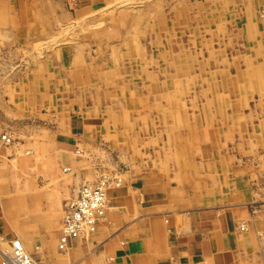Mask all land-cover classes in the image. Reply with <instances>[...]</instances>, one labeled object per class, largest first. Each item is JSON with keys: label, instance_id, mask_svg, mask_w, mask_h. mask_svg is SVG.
<instances>
[{"label": "rangeland", "instance_id": "obj_1", "mask_svg": "<svg viewBox=\"0 0 264 264\" xmlns=\"http://www.w3.org/2000/svg\"><path fill=\"white\" fill-rule=\"evenodd\" d=\"M262 9L257 0H107L78 12L69 0H44L15 14L0 28V126L13 137L0 168L22 202L9 206L17 236L0 237V248L17 238L37 264H54L52 252L68 264L69 250L51 231L45 248L40 232L51 220L60 229L70 196L42 211L39 183L50 170L48 134L69 114L85 120L79 187L153 169L173 197L214 185L221 206L244 202L242 192L264 215ZM74 171L60 166V181ZM254 255L264 261L261 249Z\"/></svg>", "mask_w": 264, "mask_h": 264}, {"label": "crops", "instance_id": "obj_2", "mask_svg": "<svg viewBox=\"0 0 264 264\" xmlns=\"http://www.w3.org/2000/svg\"><path fill=\"white\" fill-rule=\"evenodd\" d=\"M106 2L69 0L78 12L101 8ZM35 3L44 4V0H0V28L11 27L14 15L27 14L28 6ZM257 3L263 6L257 27L264 32V0ZM49 126L53 127L51 123ZM84 130L85 120L78 114H69L62 125L50 130L49 155L42 160L50 165V170L43 172L46 175L40 176L39 183L42 211L43 205H58L60 209L68 196L71 199L76 195L88 175L87 161L76 154ZM8 150L11 149L3 153L9 160L13 151L9 155ZM62 165L75 169L66 183L60 181ZM3 174L0 168V205L4 213L1 210L0 237L6 239L17 236L9 206L22 201L13 193L14 188L1 184ZM155 174L153 169H135L127 172L120 185L108 188L104 219L91 235L70 242L68 264H264L254 255L257 248L264 253V240L260 237L264 215L252 209L253 201L240 192L237 199L244 202L221 206L222 195L212 191L214 185L206 184H192L193 192L183 198L173 197L170 188L163 184L164 177ZM210 194H217L218 199H206ZM62 215L63 210L61 219ZM240 223L245 224V230L239 229ZM51 224L49 227L55 228L54 220ZM50 228L44 234L40 232V236H45V248H52L47 231L52 232V240L59 235L60 229L54 232ZM21 235L30 239L35 234L27 230ZM5 251L0 248V257ZM51 259L56 264L53 252Z\"/></svg>", "mask_w": 264, "mask_h": 264}, {"label": "built area", "instance_id": "obj_3", "mask_svg": "<svg viewBox=\"0 0 264 264\" xmlns=\"http://www.w3.org/2000/svg\"><path fill=\"white\" fill-rule=\"evenodd\" d=\"M12 142L13 137L10 131L0 126V158L1 151L10 146ZM108 188L106 180L95 184L85 183L65 204L57 237V246L60 250H66L72 240L88 236L96 230L98 224L104 219ZM244 227L242 226V229ZM8 244L9 248L3 253L0 264H37L24 249L20 239H12Z\"/></svg>", "mask_w": 264, "mask_h": 264}, {"label": "bare ground", "instance_id": "obj_4", "mask_svg": "<svg viewBox=\"0 0 264 264\" xmlns=\"http://www.w3.org/2000/svg\"><path fill=\"white\" fill-rule=\"evenodd\" d=\"M66 169H67V168H66ZM242 226H244V225L241 224V226H240L241 229H242ZM263 229H264V228H263ZM262 234H263V232H262ZM22 245H23V244H22ZM23 247H24V246H23ZM24 249H25V248H24ZM25 250H26V249H25ZM26 251H27V250H26ZM27 252H28V251H27ZM3 253H5V252H2V253H1V256L3 255Z\"/></svg>", "mask_w": 264, "mask_h": 264}]
</instances>
